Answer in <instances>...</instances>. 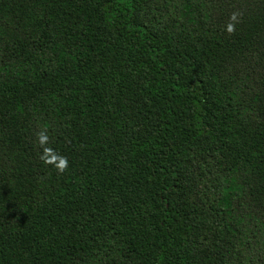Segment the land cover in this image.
<instances>
[{"label": "trees", "instance_id": "obj_1", "mask_svg": "<svg viewBox=\"0 0 264 264\" xmlns=\"http://www.w3.org/2000/svg\"><path fill=\"white\" fill-rule=\"evenodd\" d=\"M0 264H264V0H0Z\"/></svg>", "mask_w": 264, "mask_h": 264}, {"label": "clouds", "instance_id": "obj_2", "mask_svg": "<svg viewBox=\"0 0 264 264\" xmlns=\"http://www.w3.org/2000/svg\"><path fill=\"white\" fill-rule=\"evenodd\" d=\"M230 19L234 20L235 14H233V16ZM227 30L232 31L233 25L232 24L227 25ZM38 140L41 145H44L47 141V136L41 133L38 136ZM42 159H44L46 163H54L58 171H63L68 166V161L65 157L52 153V151L48 148L44 149V155Z\"/></svg>", "mask_w": 264, "mask_h": 264}]
</instances>
